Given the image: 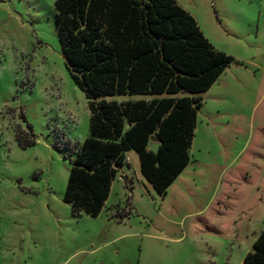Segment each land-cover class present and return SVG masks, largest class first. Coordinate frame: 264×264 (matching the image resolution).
Wrapping results in <instances>:
<instances>
[{
  "label": "rangeland",
  "instance_id": "obj_1",
  "mask_svg": "<svg viewBox=\"0 0 264 264\" xmlns=\"http://www.w3.org/2000/svg\"><path fill=\"white\" fill-rule=\"evenodd\" d=\"M55 1L0 0V264H241L264 229V136L255 127L264 116V0H174L235 62L198 95L190 157L205 155L212 114L238 117V129L211 155L222 159L220 169L189 166L184 184L164 198L129 153L96 218L74 217L63 201L89 111L61 55Z\"/></svg>",
  "mask_w": 264,
  "mask_h": 264
},
{
  "label": "trees",
  "instance_id": "obj_2",
  "mask_svg": "<svg viewBox=\"0 0 264 264\" xmlns=\"http://www.w3.org/2000/svg\"><path fill=\"white\" fill-rule=\"evenodd\" d=\"M54 16L61 55L89 111L63 201L74 217H98L129 153L164 198L189 163L203 106L198 95L234 60L174 0H56ZM126 96L153 98L106 100ZM152 137L159 145H150ZM241 264H264V229Z\"/></svg>",
  "mask_w": 264,
  "mask_h": 264
},
{
  "label": "crops",
  "instance_id": "obj_3",
  "mask_svg": "<svg viewBox=\"0 0 264 264\" xmlns=\"http://www.w3.org/2000/svg\"><path fill=\"white\" fill-rule=\"evenodd\" d=\"M252 68L257 70V68L255 66H252ZM225 73L226 72L224 71V73L218 78V80L220 78H223V76L226 75ZM262 76L264 77V71H263ZM213 86L210 88V90L213 88ZM229 86H233V84H230ZM261 100L262 99H260V101ZM260 101H258L255 104V107L257 106V104ZM252 117H253V115L251 114L249 117L248 127H247L249 135L246 137V141H245V145H244L243 149L246 148V145H247L248 141L250 140V136H251L250 133H251V131L254 130V125H255L256 121L254 120V117L253 118ZM238 119H239L238 117H233V116H230L228 114H223V113L220 114V112H216L215 114H212L210 117H208V119L206 120L205 126H204V131H203V133H204L203 147H204L205 155L204 156L201 155L202 152L200 149V151L198 152V155H194L193 157H190V152H191V149L193 147L194 139L196 136V134H195L193 141H192V146H191L190 151H189V163H188L187 167L184 169V171L177 177V179L174 181V183L168 188L166 195H167L168 191L173 190L174 187L180 188L182 186V184H184L185 180H187L188 174H186V173H187V169H189V166L194 164V165L205 166L208 169L209 168H211V169L212 168H216V169L219 168L220 169L222 167L218 164V162H222L221 161L222 159L220 160L219 158L215 157V159L213 160V159H211V155H213V153H216L215 155L218 156V154L221 153L219 150V148H220L219 142H220V140H222V138L225 139L226 136L229 135L228 132L230 133V132H233V130L235 131L238 129L235 126H232L233 124L238 123ZM258 122H259V125L255 126V127L258 126L256 128V131L259 133L260 132L263 133V136H264V116H260ZM196 130H197V120H196L195 133H196ZM209 155H210V159H209V157H206ZM127 158H128V156H127ZM192 171L193 172L195 171L194 168L192 169Z\"/></svg>",
  "mask_w": 264,
  "mask_h": 264
},
{
  "label": "water",
  "instance_id": "obj_4",
  "mask_svg": "<svg viewBox=\"0 0 264 264\" xmlns=\"http://www.w3.org/2000/svg\"><path fill=\"white\" fill-rule=\"evenodd\" d=\"M149 143H150V145H154V146H156V145H159L160 142H159L157 139H155V138L152 137V138L150 139ZM122 182L124 183V185H125L126 187H129V186H130V183H129V181H128L127 178H123V179H122Z\"/></svg>",
  "mask_w": 264,
  "mask_h": 264
},
{
  "label": "built area",
  "instance_id": "obj_5",
  "mask_svg": "<svg viewBox=\"0 0 264 264\" xmlns=\"http://www.w3.org/2000/svg\"><path fill=\"white\" fill-rule=\"evenodd\" d=\"M125 163H126V164H130V160H129V158L126 157Z\"/></svg>",
  "mask_w": 264,
  "mask_h": 264
}]
</instances>
